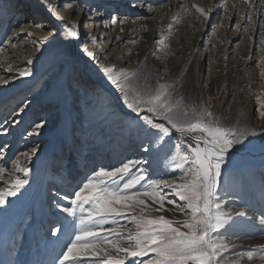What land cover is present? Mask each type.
<instances>
[{
  "label": "rangeland",
  "instance_id": "obj_1",
  "mask_svg": "<svg viewBox=\"0 0 264 264\" xmlns=\"http://www.w3.org/2000/svg\"><path fill=\"white\" fill-rule=\"evenodd\" d=\"M68 2L55 0L54 5L60 6L65 20L81 22L79 51L76 43H69L75 38L62 34L59 26L62 22L49 11L37 16L31 12L27 0H0V49H3L0 77L8 81L0 84V148L7 145L0 154V167L12 171L13 161L21 152L38 146L30 161L20 157L31 169L28 185L0 208V264H53L61 251L59 241L65 237L51 236L46 225L55 214L71 231L73 218L56 208L52 201L69 206L70 194L94 170L140 160L142 163L132 168V174L144 169L150 179L172 180L178 179L188 167L185 164L177 168L171 160L177 146L182 153L189 151L188 139L175 134L156 143L142 120L123 105L120 93L114 89V94H109L106 85L90 78L91 72L99 70L101 64L116 70L142 69L146 62L140 56L143 48L148 47L150 31L145 24L149 19L155 23L159 38L152 40L153 49L145 53L146 61L163 77L161 82L175 81L181 67L192 56L194 64L180 79L178 94L192 102L211 105L227 125L247 124L258 131L264 129V117L260 116L264 109L256 100L257 96L264 100V83L257 68V62L264 56L259 50L260 25L264 24V5L260 0H253L251 25L245 18L248 6L242 0H196L198 6L212 9L207 19L197 11L192 13L185 3L177 6V0H136V7H132L133 0H70L72 9L63 7ZM147 6L155 13H145ZM76 9L80 11L75 12ZM112 16L125 19V23L113 25ZM31 23L42 25L32 27L39 35L19 41L11 39V32L18 24ZM132 25L136 27L125 36L122 27ZM246 27L248 31L244 30ZM49 32L55 34L54 38L49 36L41 42ZM161 39L167 48L157 43ZM12 44L17 47L13 48ZM83 46L97 55L98 62H84L86 55L80 50ZM202 58L206 65L204 80L197 73ZM28 59L33 60L30 66ZM26 67L32 69V75L20 76L19 71ZM102 90L107 93L101 98ZM65 94L69 97L67 110L63 104ZM118 99L122 105L120 111L109 107L112 100L118 105ZM24 105H27L25 110L18 112ZM40 122H45L40 134L28 136L34 123ZM157 122L166 124L159 119ZM146 147L150 149L148 152L143 150ZM130 151L138 157H127ZM232 151L240 154L226 157L217 189L222 205L232 199L229 208L226 207V211L233 213L232 220L220 230L230 242L223 256L226 261L239 259L240 264H264L261 259L264 224L260 223L264 216V136L249 137ZM243 151L256 154L244 155ZM6 179L10 178L6 176ZM4 186L5 182L0 181V187ZM140 187L137 185V189ZM164 192L168 199L183 203L170 189ZM66 195L68 199L63 198ZM166 208L172 209L173 205L166 204ZM241 210L248 215L234 214ZM151 215L185 219L173 211ZM117 219L126 223L123 217ZM249 251L254 254L253 260L247 259ZM151 258V253L128 258L126 264L133 259L140 264Z\"/></svg>",
  "mask_w": 264,
  "mask_h": 264
},
{
  "label": "snow or ice",
  "instance_id": "obj_2",
  "mask_svg": "<svg viewBox=\"0 0 264 264\" xmlns=\"http://www.w3.org/2000/svg\"><path fill=\"white\" fill-rule=\"evenodd\" d=\"M41 2L50 14L62 22V34L75 38L69 43H77L81 36V22L65 20L60 6L53 5L52 0ZM242 3L248 6L245 18L251 25L254 23L253 0H242ZM260 3L264 5V0H260ZM136 6V0H133L132 7ZM63 7L72 9L73 4L69 0ZM193 7L204 19L212 11L211 8L197 5ZM111 23L122 25L125 19L112 16ZM17 26L20 32L27 35H31V32H26V27H42L37 23ZM171 27L169 24L168 28ZM260 28L259 50L264 52V24ZM244 30L248 31V28ZM49 36L54 38L55 34L49 32L41 42L47 41ZM157 43L168 47L163 39ZM11 46L17 47L16 44ZM80 50L98 62L97 55L86 46ZM32 64L33 60L28 59L27 65ZM261 64H264V56L257 62L261 83H264V67ZM100 70L120 93L123 105L142 120L156 143L175 134L190 141L188 152L182 153L177 146L171 155L177 168L185 164L188 167L178 179L172 180L150 179L144 169L132 174V168L142 163L140 160H128L111 168L100 167L86 175L70 194L69 206H61L55 199L52 201L56 208L73 218L71 231L68 224L57 219L55 214L46 225L51 236L59 239V234H62L65 237L59 241L61 251L53 264H126L128 258H139L149 253L152 258L140 261V264H240L239 259L226 261L223 256L230 242L220 234V230L229 225L233 213L226 211V206L218 198L217 189L222 165L229 153L236 146L243 145L249 137L264 136V129L258 131L247 124L227 125L211 105L192 102L178 94L176 83L188 71L187 67L183 68L175 81L164 82H161L163 77L158 72L145 73L141 68L116 70L101 64ZM19 75L31 76L32 69L26 67L19 71ZM7 83L6 79L0 77V84ZM256 100L259 107L264 109V100L260 96ZM26 107H20L18 112H23ZM260 116L264 117V111L260 112ZM157 119L166 124L157 122ZM44 123H34L27 135H39ZM3 131L7 133L6 128ZM3 148H0V154ZM143 150L148 152L150 149L146 147ZM37 151L38 146H33L30 151L21 152L13 161L12 171L0 167V181L5 182V186L0 187V208L9 202V197L17 196L29 183L27 177L31 169L21 162L20 157L30 161ZM17 173H22V176ZM6 176L10 179H6ZM121 181L124 182L121 184ZM137 185L141 187L137 189ZM164 189H170L183 203L168 199ZM63 198L68 199V195ZM166 204L173 205V208H166ZM163 211L179 212L185 219L151 215L152 212ZM234 214L240 217L248 215L243 210ZM119 217H123L126 223H121L117 219ZM260 223L264 224V216L260 218ZM247 259H254L252 251L247 253ZM261 259L264 260V256ZM129 264L137 262L133 259Z\"/></svg>",
  "mask_w": 264,
  "mask_h": 264
},
{
  "label": "bare ground",
  "instance_id": "obj_3",
  "mask_svg": "<svg viewBox=\"0 0 264 264\" xmlns=\"http://www.w3.org/2000/svg\"><path fill=\"white\" fill-rule=\"evenodd\" d=\"M11 1V0H10ZM14 1V0H13ZM54 1L55 0H52V3H53V5H54ZM27 2H29V4L31 5L30 6V10H31V12H34V13H36L37 14V16L41 13H46V12H48V9H47V7L45 6V4H43L42 2H41V0H27ZM177 6H179L180 4L182 5V4H186L187 6H188V8L190 9V11L192 12V13H194V11H196V8L195 7H193V5H197V3H196V0H177ZM28 4V3H27ZM12 5L15 7V2L14 3H12ZM7 6H9V5H7ZM198 6V5H197ZM173 10H175V5L173 6ZM80 10L79 9H76L75 10V12H79ZM28 12V10L26 11V13ZM145 13H147V14H154L155 13V11H154V9H152L150 6H147V9H146V12ZM138 25V24H137ZM59 26H61L62 27V24H60ZM136 27V25L134 26V25H132V26H127V27H122V29H123V32H124V35L126 36H128L132 31H133V29ZM145 27H147V31H150V32H148V43H147V45L146 46H148L146 49L145 48H143L144 50L143 51H141L142 52V54H141V58L140 59H143V61H144V63L146 62V64H142L141 66H142V71L143 72H145V73H153V74H155L156 72H155V70L153 69V67H152V65H150V62L148 61H146V57H147V55L148 54H145V53H149L150 51H152V49H153V46H152V40H156V39H158L159 38V33L157 32V31H155V23L152 21V19H149L148 20V22H147V24H145ZM26 32H31V35H27L25 32H20V30H19V27H17V28H14L13 30H12V32H11V39L12 40H15V41H19V40H21L22 38H24V37H26V36H29V37H36V35H39V34H37V33H35L36 31L35 30H33V28L32 27H26ZM145 39H147V38H145ZM195 45H196V43H194ZM62 46V45H61ZM78 46V43H76V47L75 48H77V50L79 51V48L77 47ZM202 51H205V49H203ZM190 53V52H189ZM188 53V54H189ZM143 54H145V55H143ZM192 54H193V52H192ZM202 55V54H201ZM200 55V56H201ZM189 56V55H188ZM201 61H200V63H199V70H198V76H199V78H200V80H204V73L206 72V65H204L203 64V62H204V60H203V58L202 59H200ZM91 59L89 58V57H87V56H85V59H84V62H88L89 64H91ZM142 61V62H143ZM187 62H185L184 63V65L181 67V69L179 70V73L183 70V68L184 67H187L188 68V70H189V68H190V66H191V64L194 62L193 61V57L192 56H190L189 57V59L188 60H186ZM199 61V60H198ZM194 64V63H193ZM69 68V70L71 69V67H68ZM188 72V71H187ZM186 72V73H187ZM186 73L184 74V76L186 75ZM183 76V77H184ZM90 78L91 79H93L94 81H97V82H99V83H101V85L103 84V85H106L107 86V92L109 93V94H114L113 93V91H114V87L113 86H111V84L107 81V79H106V76L102 73V71L99 69V70H94L93 72H91V74H90ZM186 78V77H185ZM181 80H179V82H180ZM152 82L154 83L155 82V76H153V80H152ZM179 82L178 83H176V88H177V86H178V84H179ZM201 82V81H200ZM116 91V90H115ZM106 91H104V90H102V91H100V97L102 98V97H104L105 95H106V93H107ZM117 92V91H116ZM68 96L65 94V96L63 97V104L65 105V110H67L68 109ZM115 98H117L116 97V95H115ZM118 101V105H116L115 103H114V100H112L111 102H110V104H109V107L110 108H114L115 110H117V111H120L121 110V107H122V105H120V101H119V99L117 100ZM212 110L215 112V109L212 107ZM118 113V112H117ZM141 133V132H140ZM139 133H137V135H138ZM238 154H240V153H234L233 151H231L230 153H229V155H238ZM253 154H256V152L255 153H253ZM253 154H250L251 156L253 155ZM245 155V154H244ZM249 155V154H248ZM135 156H137L136 154L134 155V153L132 152V151H130L129 153H128V156L127 157H129V158H133V157H135ZM138 157V156H137ZM226 196V195H225ZM227 197V196H226ZM232 202V199H230L229 198V200H226L225 201V205H226V207L227 208H229V206L231 205V204H229V203H231ZM226 208V209H227ZM258 216V215H257ZM259 224V223H258Z\"/></svg>",
  "mask_w": 264,
  "mask_h": 264
},
{
  "label": "water",
  "instance_id": "obj_4",
  "mask_svg": "<svg viewBox=\"0 0 264 264\" xmlns=\"http://www.w3.org/2000/svg\"><path fill=\"white\" fill-rule=\"evenodd\" d=\"M243 154H247L248 155V153L246 151H243ZM243 154H241V155H243ZM249 155H250V153H249Z\"/></svg>",
  "mask_w": 264,
  "mask_h": 264
}]
</instances>
